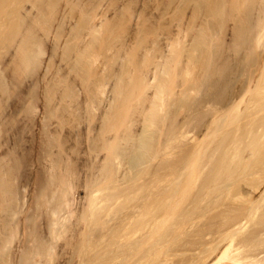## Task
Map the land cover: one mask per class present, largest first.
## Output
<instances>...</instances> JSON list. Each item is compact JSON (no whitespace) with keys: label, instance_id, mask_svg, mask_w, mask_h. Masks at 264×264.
<instances>
[{"label":"bare ground","instance_id":"6f19581e","mask_svg":"<svg viewBox=\"0 0 264 264\" xmlns=\"http://www.w3.org/2000/svg\"><path fill=\"white\" fill-rule=\"evenodd\" d=\"M105 1L114 16L103 12ZM144 6L135 13L131 1L0 0V140L10 127L16 138L0 153V264H66L57 251L62 239L80 259L88 250L98 255L104 249L91 240L100 233L88 237L85 228L107 222L104 263L264 264V183H236L244 174L264 175V130L244 148L240 141L228 148L225 171L200 167L202 144L180 171L170 168L174 162L169 170L152 167L193 136L185 127L196 107L212 106L213 122L230 126V115L238 116L253 92L251 103L263 113L264 53L245 91L218 103L211 89L234 68L238 47L264 49V0H146ZM64 18L74 21L68 27ZM199 93L209 98L196 100ZM11 99L21 103L14 113ZM21 120L42 123L33 139H40L36 150L46 159L25 183ZM215 130L210 134L221 132ZM202 135L193 141L209 140ZM82 153L89 160L81 162Z\"/></svg>","mask_w":264,"mask_h":264},{"label":"rangeland","instance_id":"374dc122","mask_svg":"<svg viewBox=\"0 0 264 264\" xmlns=\"http://www.w3.org/2000/svg\"><path fill=\"white\" fill-rule=\"evenodd\" d=\"M130 1H131V6H133V11L135 12V13H140L144 8H145V3H146V0H117V5L118 6H123L124 4H129L130 3ZM102 10H103V12H105L107 15H109L110 17H112V16H114L115 15V13H116V9H114V8H112V7H109V5H108V2L107 1H105L104 3H103V6H102ZM149 10H151L152 12H154V13H156L157 12V10L152 6V8H150ZM64 20H67L66 18H64ZM72 21H74V20H72L71 18H68V20H67V22L65 23L68 27L70 26V24H72ZM234 25H233V22L230 24V26H228V28H227V32H226V34L227 35H225V41L226 42H228V41H230V39L232 38V35H233V33H234V27H233ZM175 29H177V27H175ZM178 31V30H177ZM176 31V32H177ZM52 34H51V36L48 38L49 40L51 39L52 40ZM228 37V38H227ZM230 37V38H229ZM49 40H48V43H50L49 42ZM50 40V41H51ZM53 41V40H52ZM248 48V49H247ZM254 48V49H253ZM253 48H251V47H249V46H246V45H241L240 47H238V49H240V51H238L237 50V54L234 56V63H233V67L234 68H232V71L229 73L230 74V76H229V74L224 78V77H222V78H219L218 79V81L217 82H219V83H217L216 84V90H215V88L214 89H211L212 91H213V93L214 92H217V93H214V94H218L219 93V95H217V96H215L213 93L211 94V90L209 91L210 92V94H208L209 95V97L208 96H202L201 97V95H203L202 93H199V95H195V96H193V97H195V99L196 100H200L199 98H197V96L199 97L200 96V98L201 99H206V98H209V99H215L216 97V101L219 103V102H221V103H223V101L224 100H227L228 99V97H230V95L234 92V90H239V91H245V87L247 86V84L249 83V81H250V76L252 75V73L256 70V68L258 67V64H259V62H260V60H261V57H262V54L264 53V49H262V48H258V47H253ZM59 61H61L60 59H59ZM258 62V63H257ZM60 63V62H59ZM236 63V64H235ZM232 76V78L230 79V77ZM38 77L39 76H37V77H34L33 79H31V82L33 81V82H35V81H37L38 80ZM227 77H229V78H227ZM217 79V78H216ZM225 80L227 81V82H225ZM230 80V81H229ZM232 80V81H231ZM242 82V83H241ZM41 85L42 84H44V82L43 81H40L39 82ZM230 83V84H229ZM247 83V84H246ZM229 84V85H228ZM223 85L225 86V87H227L226 85H228V87H227V91L226 92H224L223 94H221V92H222V90L221 89H223L222 87H223ZM232 85V86H231ZM204 86V88H206V83L203 85ZM234 86V87H233ZM238 87V88H237ZM231 88V89H230ZM207 89V88H206ZM232 92V93H231ZM227 93H228V95H227ZM231 93V94H230ZM252 94H253V96H252ZM212 96V97H211ZM215 96V97H214ZM228 96V97H227ZM250 97H249V101L250 100H252V101H254V104H255V102H256V99H257V97H256V95L253 93V92H251L250 93V95H249ZM227 97V98H226ZM252 97V98H251ZM12 100V99H11ZM10 100V101H11ZM15 101H8V105H9V109H8V112L9 113H14V111H15V107H16V104L18 103V105H20L21 103H20V101H17L16 99H14ZM251 101V102H252ZM251 102H249V103H243L242 104V107H243V110H241L240 112H238V116H236L235 114H232V115H230V119H232L231 120V122L234 120V122H232V124H229L230 126H227L226 124H224L223 125V121L221 120L220 122H219V124L218 123H216V122H213L214 121V111H213V108H212V106H210V105H201L200 107H196V110H194V111H192V113H190L189 115L191 116V118H190V116L188 115V117L187 118H190L189 120H192L191 122H189V124H187L188 126L187 127H185L188 131H189V133L191 134V132H192V135L193 136H189V135H187L188 136V138H187V140L186 139H181L182 141H178V143H176V144H174V146H176L175 147V149H174V156L172 157V158H169L168 156H166V158L168 159V160H164V161H162V164H160L159 162L160 161H158V164L156 165V163H157V160L155 161L156 163H154V164H152V167L153 168H155V169H157V170H160V171H162V170H169V163L170 162H174V163H172L173 165H171L172 167H170L171 169H173L174 168V170L176 169L177 171H180L181 169H183V167H185L187 164H188V162H189V159H190V156H191V153L193 152V151H196L198 148H200V145L202 144V145H204V146H202V149L204 150L203 151V156H202V158H201V161L199 162V165H200V167H203V166H206L207 164L206 163H208V165L206 166L207 168H206V171L205 172H208V173H211V172H213V171H215L216 169V171H219V169H221L222 168V170H223V168H224V171L226 170V164H225V161L227 160V158H228V152L227 151H229L228 150V148H230V147H233V146H240V144L238 143L237 144V142H239L240 141V143L241 144H243V146H240V147H242V148H244V146H245V143L246 142H249L250 141V139L252 138H254L255 137V135L256 136H261L262 135V132H263V130H264V127H262V126H264V110H262L261 112H263L261 115L259 114L260 113V111H259V113L257 112L256 113V111H258V110H260V107L258 108V107H254L253 105H252V103ZM11 103V104H10ZM245 104V105H244ZM219 105V104H218ZM250 105V106H249ZM208 107V108H207ZM218 107H220V105L218 106ZM252 107H254V108H252ZM206 108V109H205ZM251 108V109H250ZM256 108H258L257 110H256ZM250 109V110H249ZM253 109H255V110H253ZM193 110V109H192ZM224 111V110H223ZM254 111V112H253ZM184 112V111H183ZM181 112L180 113V116H179V120H180V118H181V120H183L184 119V117H185V115H186V113L184 112ZM197 112V113H196ZM224 113H225V111H224ZM236 113V112H235ZM240 113V114H239ZM259 115L258 116V118H257V115ZM221 115V116H220ZM222 115H224L223 114V112L220 114H218L217 115V117L218 116H220V117H222ZM240 115V116H239ZM254 115H256V116H254ZM243 116V117H242ZM245 116V117H244ZM21 117H23V116H21ZM20 117V118H21ZM219 117V118H220ZM239 117V118H238ZM247 117V118H246ZM24 118V117H23ZM218 118V119H219ZM233 118H235V119H233ZM254 118V119H253ZM257 119V120H256ZM259 119V120H258ZM186 121L188 122V119H186ZM216 121V120H215ZM242 121V122H241ZM252 122V123H251ZM237 123V124H236ZM256 123V124H255ZM249 124V125H248ZM56 122H54L52 125H51V128H55L56 127ZM85 125H87V123L86 122H82V124H81V128L80 129H83V130H85ZM218 127H217V126ZM226 125V126H225ZM18 126L20 127V128H23V127H26L25 128V131L23 132V136H24V142H23V145H22V151L24 150V152L25 153H27L28 155H27V158H28V160H29V162L26 164L27 165V167H25L26 165L24 164L23 165V167L21 168L22 169V172H25L23 175H22V178H23V183H25L26 182V176L27 175H29L30 173L31 174H34L35 173V171H37L38 169L40 170V169H44L45 168V164H46V159H44V156L43 155H41V154H38L39 152H38V150H36L37 148H38V146L40 145L39 144V142H40V139H33V137L34 136H36V137H40V132L42 131V128H43V125H42V123L41 122H39V121H26V120H21L20 121V123L18 124ZM190 126V127H189ZM239 126V127H238ZM257 126V127H256ZM138 127H140V125H138ZM217 127V128H216ZM262 127V129H260ZM68 127L66 126L65 128H64V130L65 129H67ZM214 128L216 129L215 130V132H217V129H218V132L219 131H221V132H219V133H215L216 135H211L210 133L214 130ZM227 128V129H226ZM239 128V129H238ZM257 128V129H256ZM195 129V130H194ZM243 129V130H242ZM253 129V130H252ZM256 129V130H255ZM261 130V131H260ZM10 133L6 136V137H3L1 140H0V153H3V152H5V150H6V148L8 147V146H12V145H14L15 144V141H16V138H14L15 137V127L12 129V127H10ZM229 131V132H228ZM238 131V132H237ZM249 131V132H248ZM261 133H260V132ZM256 132V133H255ZM257 132H259V133H257ZM194 133V134H193ZM203 135H202V134ZM205 133H207L206 135L207 136H204L205 135ZM252 133V134H251ZM210 134V135H209ZM243 134V135H242ZM250 134V135H249ZM196 135H202L201 136V138L204 136L205 137V139L206 138H208L209 136H210V138H209V140L208 139H206V140H203V141H205L206 143H204L203 141H202V143H201V141L200 140H195L194 139V141H193V137H195ZM242 135V136H241ZM248 135V136H247ZM233 136H234V138H233ZM235 136H236V138H235ZM254 136V137H253ZM247 137V138H246ZM262 137V136H261ZM243 138V139H242ZM249 138V139H248ZM257 138V137H256ZM262 139H264V137L262 138ZM37 140V141H36ZM190 140H192V141H190ZM233 140V141H232ZM237 140V141H236ZM244 140V141H243ZM34 141L36 142V144L34 143ZM219 142V143H218ZM34 143V144H33ZM222 143V144H221ZM236 143V144H235ZM191 144V145H190ZM230 144V145H229ZM86 144H84V147H83V145H82V149H84L86 146H85ZM196 145V146H195ZM35 146V147H34ZM209 146V147H208ZM235 146V147H236ZM34 147V148H33ZM24 148V149H23ZM195 148H197V149H195ZM209 148V149H208ZM241 148V149H242ZM35 149V150H34ZM194 149V150H193ZM227 149V150H226ZM32 150V151H31ZM222 150V151H221ZM191 152V153H190ZM212 152H213V154H212ZM215 154V155H214ZM190 155V156H189ZM229 155H230V153H229ZM40 156V157H39ZM225 156V157H224ZM227 156V157H226ZM81 157V158H80ZM73 158H77V155H73ZM79 158H80V161L81 162H84L83 160H86V158H87V160H89V158H88V156L87 155H84L83 153L82 154H79ZM78 159V158H77ZM223 159V160H222ZM225 159V160H224ZM36 160V161H35ZM159 160V159H158ZM172 160V161H171ZM203 160V161H202ZM34 161V162H33ZM220 163V164H219ZM239 163V162H238ZM237 163V164H238ZM253 165H255L254 163H252ZM224 165V166H223ZM236 165V164H235ZM259 165L260 164H257V165H255L258 169H260L259 168ZM264 164H261L260 165V167H261V170H264V169H262L264 166H263ZM44 168H43V167ZM161 166V167H160ZM164 166V167H163ZM144 167V166H143ZM168 167V168H167ZM82 168H84L83 170H84V173L86 172V171H88V168H85V167H83V166H81V169ZM235 168H237L236 166H235ZM178 169H180V170H178ZM221 170V171H222ZM241 170H243L242 168L238 171V169L236 170L237 172H242ZM244 171V170H243ZM247 171H249V169L247 170ZM247 171H245V172H247ZM28 172V173H27ZM83 173V174H84ZM30 174V175H31ZM258 176H246V174H244V176H243V178L242 179H239V180H237L236 181V183L237 182H240V183H242L243 185H245V186H247V183H248V187H250V185H251V183H252V185H253V183H259L260 182V184L261 183H264V175H260V174H257ZM209 178H211V177H209ZM249 178V179H248ZM260 179V180H259ZM209 180V179H208ZM256 180V181H255ZM261 180L263 181V182H261ZM25 181V182H24ZM234 181H231L230 183H233ZM250 182V183H249ZM82 184V185H81ZM259 185V184H258ZM264 185V184H263ZM83 186V187H82ZM261 186H262V184H261ZM252 187V186H251ZM75 198H76V202L78 201V202H80L81 203V201L83 202L84 200H85V195H86V190H85V188H84V185H83V183L82 182H80L79 184H78V186H76L75 187ZM85 190V191H84ZM197 191V190H196ZM195 193L196 192H194L191 196L192 197H194V195H195ZM190 196V198L191 199H193L192 197ZM83 199V200H82ZM219 198H215V200H218ZM240 200H243L242 198H239ZM80 205V204H79ZM81 206H82V204H81ZM43 218V217H42ZM107 220V219H106ZM43 221H45L44 219H43ZM104 222V221H103ZM107 222V221H106ZM105 223V222H104ZM43 224H44V222H43ZM89 224H90V222H89ZM93 224H95V223H92V225H90L89 226V228H85V232H86V235L88 236V237H92V235L94 234H96V232H99V233H97V234H99V239H97V241L95 240V239H92L91 241V244H92V246H93V244L94 243H96L97 242V244H96V246H100V250H103L102 251V253H101V251H100V253H98V255H95V252H94V250H88L91 254H89L88 253V251H86L85 253H82V259H80V254H78L79 252L76 250V248L75 249H73V248H71V247H69V248H66L65 249V247H62V245L63 244H61L62 242L63 243H65V240L64 239H62V241H61V239L60 240H58V241H61V242H58V243H60L59 245V247H57V251L60 253V257H63V259H62V261H63V263H65L64 261H67V263L66 264H91V261L93 260H95L96 261V257H101V259H100V263H99V261L97 262H94V264H108L109 262H106V263H104L106 260H108L109 261V253H107L108 252V248H109V244L108 243H110V234H111V229L108 227V226H110V224L108 225V222L105 224V226L104 225H98V224H96V225H94V226H96V227H94L93 226ZM101 224H103V223H101ZM94 228H93V227ZM102 226V227H101ZM107 226V227H106ZM106 227V229H104ZM93 228V229H92ZM93 230L94 232H91V230ZM89 230H90V233H89ZM98 230V231H97ZM102 230H103V232H102ZM93 233V234H92ZM109 233V234H108ZM90 235V236H89ZM108 235V236H107ZM105 236V239H106V236H107V242L105 241V243L104 242H101V240L100 239H102V237H104ZM97 237H98V235H97ZM109 239V240H108ZM64 240V241H63ZM98 242H100V243H98ZM58 243L56 242V244H57V246H58ZM99 244V245H98ZM102 244H104V245H102ZM63 246H65V245H63ZM97 247V248H98ZM101 247H103V248H101ZM106 247H107V249H106ZM63 248V249H62ZM68 249V250H67ZM62 250V251H61ZM107 250V251H106ZM93 253H92V252ZM105 251V252H104ZM66 252V253H65ZM103 253H104V255H103ZM77 254V255H76ZM89 254V255H88ZM73 255V256H72ZM92 255L94 256V257H92ZM71 256V257H70ZM76 256V257H75ZM77 256L79 257V259L78 260H80V261H76V259H77ZM66 257H67V259H66ZM103 257V258H102ZM73 258H75V259H73ZM88 258V259H87ZM96 258V259H95ZM73 259V260H72ZM105 261H104V260ZM75 260V261H74ZM98 260V259H97ZM104 262H103V261ZM84 261V262H83ZM92 261V262H93ZM103 262V263H102Z\"/></svg>","mask_w":264,"mask_h":264}]
</instances>
